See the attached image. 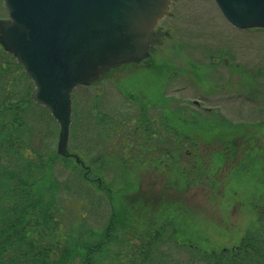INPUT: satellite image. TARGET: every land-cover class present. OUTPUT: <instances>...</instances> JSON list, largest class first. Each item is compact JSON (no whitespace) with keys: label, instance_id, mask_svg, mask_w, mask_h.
<instances>
[{"label":"rangeland","instance_id":"obj_1","mask_svg":"<svg viewBox=\"0 0 264 264\" xmlns=\"http://www.w3.org/2000/svg\"><path fill=\"white\" fill-rule=\"evenodd\" d=\"M6 17L7 9L0 0V18ZM153 32L160 35L155 37L156 42L151 45L150 55L145 60L112 68L93 84L78 86L72 91L68 155L63 157L74 161L77 157L86 176L97 177L94 168L101 169L106 184L113 183L118 187L122 183L121 176L126 175L132 183L139 176L142 190L150 183L158 189L168 179L169 168L163 162L158 165L157 161H146L140 145L147 146L148 143L141 132L147 127L153 128L154 138H151L156 143V138L163 134L165 118H160L163 115L161 105L147 104L142 109L140 100L147 97V102H152L153 97L157 98L154 95L161 93L162 89L163 97L172 100L169 106H182L189 114L187 119L192 124L196 122L190 126L189 135L197 144L194 157H199L204 165L215 167L218 180L225 178L229 171L221 167V157L210 155V151L226 146L220 136L230 139L236 135L238 141L264 152V29L233 27L224 19L214 0H170L166 14ZM119 88L122 91L133 89L131 96L123 95ZM173 100L177 102L173 103ZM33 108L36 111L33 115H36L39 107ZM142 111L147 117L145 120H140ZM45 123L42 118V124ZM47 128L54 133L48 142L57 153L58 124L53 119ZM43 132L37 127L35 143L43 142ZM183 142L177 157L181 165L192 167L196 164L195 158L184 155L183 147L188 143ZM105 156L110 157L112 165H101L99 160ZM68 171L60 163L56 165L58 176L65 178L69 176ZM255 173H258L257 169H254ZM230 175L226 176L230 183L227 197H233L231 190L238 191L241 201L237 203L253 202L258 195L250 197L252 189L258 194L264 191L260 179L241 176V172ZM199 176L200 180L184 193L170 189L167 193L169 199L177 200L178 197L176 208L186 216L184 225L187 228L197 226V229H203L202 234L208 243L203 240L199 245L212 246L216 250L229 248L239 240L250 221L256 220L257 213L238 205L221 211L218 206L223 202L220 198L225 194L224 188L211 182L210 171ZM96 180L99 182L100 178ZM75 188L72 181V192L66 197L67 210H71L68 216H84L88 224L101 226L103 209L98 208L97 203L90 204L84 195L85 190L80 189V194ZM150 197V210L154 211L158 208L159 195ZM101 204H105V200L102 199ZM260 204L264 206V202ZM97 209L99 213L94 215ZM89 210L93 214L90 215ZM145 215L146 212L143 217ZM197 238L204 239L200 233ZM183 254L182 250L170 249L176 264H183Z\"/></svg>","mask_w":264,"mask_h":264},{"label":"trees","instance_id":"obj_2","mask_svg":"<svg viewBox=\"0 0 264 264\" xmlns=\"http://www.w3.org/2000/svg\"><path fill=\"white\" fill-rule=\"evenodd\" d=\"M32 88L21 64L0 48V264H176L177 260L170 255L171 248L184 252L183 264H264V206L260 204L264 202V191L258 194L252 189L250 197L258 195L253 202L237 203L241 201L238 191L231 190L233 197H227L230 183L226 178L241 172V176L248 175L264 183V152L238 141L236 135L230 139L220 136L226 146L210 151V155L221 157V167L229 171L225 178L218 180L215 167L204 165L199 157H194L197 144L189 135L190 126L196 122L192 124L187 119L189 114L182 106H169L171 98L163 97L161 92L154 95L157 98L153 97L152 102H147V97L140 100L142 109L147 104H165L160 117L165 118L163 134L154 143L151 138H154V130L147 127L141 136L148 145L142 144L140 148L146 153L147 162L157 161L158 165L163 162L169 168L168 179L158 189L150 183L142 190L139 176L133 183L124 175L118 187L113 183L107 185L101 169L94 168L97 177L86 176L76 161L52 149L48 141L54 133L47 124L53 118L30 99ZM119 90L130 97L133 89ZM34 106L39 107L38 115H33ZM206 116L209 117V113L206 112ZM145 119L142 111L140 120ZM37 127L45 134L42 143H35ZM184 140L188 143L183 147L184 155L193 156L196 161L192 167L181 165L177 157ZM109 160L110 157L105 156L99 161L106 166L111 164ZM58 163L69 170V176L57 175ZM254 169L258 170L257 174H253ZM207 171L211 172V182L225 190V194L220 195L221 211L238 205L257 213L256 220L250 221L239 240L229 248L216 250L199 245L203 240L208 243L203 229L187 228L186 216L176 208L178 197L172 200L167 194L170 189L184 193L200 180V173ZM72 181L79 193L80 189L85 190L84 195L92 206L97 203L98 208L104 210H101L104 214L101 226L88 224L84 216H68L71 210H67L66 197L72 192ZM154 194L159 195L158 208L151 211L150 196ZM102 199L105 204L100 205ZM88 213L91 215L93 211ZM98 213L99 209L94 215ZM198 233L204 239L199 240Z\"/></svg>","mask_w":264,"mask_h":264},{"label":"water","instance_id":"obj_3","mask_svg":"<svg viewBox=\"0 0 264 264\" xmlns=\"http://www.w3.org/2000/svg\"><path fill=\"white\" fill-rule=\"evenodd\" d=\"M0 45L32 82L31 99L58 124L57 153L68 155L71 93L112 68L149 56L170 0H3ZM238 29L264 28V0H214ZM75 160L80 162L76 157Z\"/></svg>","mask_w":264,"mask_h":264},{"label":"flooded vegetation","instance_id":"obj_4","mask_svg":"<svg viewBox=\"0 0 264 264\" xmlns=\"http://www.w3.org/2000/svg\"><path fill=\"white\" fill-rule=\"evenodd\" d=\"M0 19H2V18H0ZM157 35H160V33L159 32H153L152 33V44L151 45H153L156 41V38L155 37H157ZM151 47V46H150ZM151 57H152V55H151ZM131 64H134V63H131ZM162 93H163V89H162ZM158 105H161V104H157L156 106H158ZM164 105L165 104H162L161 106L162 107H164ZM158 107H160V106H158Z\"/></svg>","mask_w":264,"mask_h":264}]
</instances>
